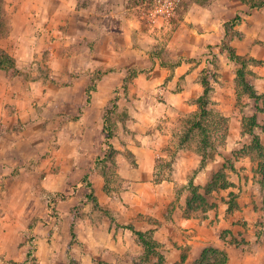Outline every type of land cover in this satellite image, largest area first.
Instances as JSON below:
<instances>
[{
	"label": "rangeland",
	"instance_id": "obj_1",
	"mask_svg": "<svg viewBox=\"0 0 264 264\" xmlns=\"http://www.w3.org/2000/svg\"><path fill=\"white\" fill-rule=\"evenodd\" d=\"M86 1L82 0V3ZM172 1L176 0L127 1V5L135 6L129 18L140 21L134 34L135 49L140 58L132 68L134 73H130L129 81L134 83V99L144 102L145 106L133 108L136 114L128 129L129 135H120L125 119L117 106L114 108L109 104L110 121L106 123L112 135H87L86 138L73 135L72 156L73 161L76 159L80 163L79 168L68 171V166H64V170L59 171V168L54 170L50 166V169L46 167L35 173L45 182L46 188L41 186L36 191L40 203L30 205L32 218L27 215L22 220L6 221V230L0 234V264H89V257L100 261L98 250H92L91 256L84 253L80 230L87 228L89 223L84 219H89L93 226L106 228L113 225L115 217L119 221L116 226L133 229L132 223L128 222L132 210H123V217L119 212L122 209L116 210L117 202L128 205V197L132 198L131 201L151 204L153 217H162L163 180H171L175 174L178 183L173 189L175 195H184V205L189 203L191 208H199L196 212L215 209L217 216H229L249 203H253L255 210L264 212L263 187L257 193L251 188L246 190L241 201L236 189L237 182L240 188L241 183L264 182V161L257 157L253 141L256 136L264 145V61L237 53V50L245 51L248 47L238 42L245 37L246 29L240 28L248 14L239 7L241 4L258 6L263 0H177L169 7ZM215 1L220 4L209 9V4ZM102 7L101 12L106 14L108 8ZM6 19L5 16L0 19L1 32ZM259 19H263L262 16ZM254 43L264 54V43L260 40ZM231 52L245 61L244 66L233 60ZM163 66L170 68V78L176 77L177 80L171 91L181 92L188 88L191 93L183 110L177 116L166 113V118H163ZM176 66H179L178 71ZM38 70L42 77H47V69ZM143 71L145 75H138ZM243 82L249 84L257 98L251 97ZM205 83L208 92L204 99L208 102L206 111L210 113L206 118L200 116L195 102L203 94ZM197 88L199 95L196 97ZM224 91H229V95H225L221 104L217 99ZM252 116H255L257 126L251 125ZM165 119L169 124L163 125ZM163 127L171 134L164 151ZM63 141V138L55 140L57 150ZM127 142L135 150L149 148L150 151L133 153ZM227 148L229 152L224 155L222 150ZM38 149L41 156L34 157V160L43 162L47 158L42 154L44 144ZM62 154L61 149L60 157ZM181 159L189 163L194 160L189 164L190 170L183 175L178 172ZM137 160L150 162V171L139 167ZM208 166L211 170L202 171L197 176L198 171ZM195 191L198 193L196 199ZM126 192L133 197L127 196ZM107 195L112 197L107 200ZM196 212L187 211L186 215ZM137 218L142 217L138 215ZM145 220L153 226L159 225L158 218ZM243 223L245 227L250 225L249 222ZM258 232L256 229L255 234ZM144 233L145 244L136 238L137 247L129 248V254L132 256V251L135 257L133 262L162 264L164 259L159 245L155 249L152 247L155 242L152 230ZM227 233L229 231H224L220 236L224 238ZM228 240L234 242L236 239ZM223 255V251L206 248L194 264H207L212 257L223 259ZM128 258V254L121 257L122 260Z\"/></svg>",
	"mask_w": 264,
	"mask_h": 264
},
{
	"label": "crops",
	"instance_id": "obj_2",
	"mask_svg": "<svg viewBox=\"0 0 264 264\" xmlns=\"http://www.w3.org/2000/svg\"><path fill=\"white\" fill-rule=\"evenodd\" d=\"M127 1L0 0V19L7 17L0 35V50L14 60L17 71L11 74L0 68V234L6 230L7 220L25 219L32 213L30 205L40 203L36 191L46 185L35 175L36 172L46 167L50 169V166L54 170L59 168V171L64 170V166H68V171L79 168L80 163L76 159L73 161L72 156L73 135H79L78 138L105 135L104 117L109 104L114 108L117 106L125 119L120 135H129L128 129L136 114L133 108L145 106L144 102L134 99V83L129 81L130 73H134L132 68L140 58L134 36L140 21L129 18L135 6L127 5ZM174 2L168 6L172 7ZM217 3L220 1L210 3L209 9L215 8ZM102 6L108 8L106 14L101 12ZM239 9L248 14L240 28L246 29L245 37L238 42L248 47L245 51L237 50V53L264 61V54L254 43L255 40L264 43V6L252 8L241 4ZM260 16L263 19H259ZM176 67L178 71L179 66ZM38 68L47 69V77H42ZM140 73L145 75L144 71L138 75ZM170 76V68L163 66V118L166 113L177 116L191 95L188 88L181 92L171 91L177 80ZM196 90L197 97L198 88ZM226 94L229 95V91L220 93L217 102L223 104ZM167 124L169 121L165 119L163 125ZM57 138L64 140L59 150L55 145ZM170 138L171 134L163 127V151ZM40 144L45 146L42 154L47 155L43 162L34 160V157L41 156ZM127 147L133 153L150 151L149 148L135 150L130 142ZM222 152L225 155L229 150L223 149ZM137 162L139 167L150 171V162ZM193 162L181 159L179 174H186ZM209 168H202L197 176L202 171L211 170ZM176 176L163 180L162 217H153L151 204L131 201L130 197L127 206L117 202L116 207V210L122 209L119 210L122 217L123 210H132L128 222L132 223L134 231L152 230L153 240L158 243L164 259L162 264H194L206 248L223 251L225 264H264V212L260 213L254 209L253 203H249L229 216H217L215 209L186 215L185 196L177 197L173 190L178 186ZM237 186L240 200L250 188L255 193L262 191L264 182L241 183V188L237 182ZM126 193L133 197L130 192ZM111 197L105 196L107 200ZM104 203L108 204V201ZM136 215L142 218L139 220ZM152 218H158L159 225L153 226L145 220ZM84 220L89 221L87 228L80 230L84 253L91 256L92 250L96 249L101 254L100 261L89 257V264H135L134 254L132 251V256L129 254L131 246L137 247L132 231L116 226L119 221L115 217L113 225L106 228L93 226L89 219ZM243 221L250 225L245 227ZM255 228L260 231L258 235ZM224 231L229 233L223 238L220 235ZM228 238L236 240L230 242ZM124 254L129 255L128 260L121 259Z\"/></svg>",
	"mask_w": 264,
	"mask_h": 264
},
{
	"label": "trees",
	"instance_id": "obj_3",
	"mask_svg": "<svg viewBox=\"0 0 264 264\" xmlns=\"http://www.w3.org/2000/svg\"><path fill=\"white\" fill-rule=\"evenodd\" d=\"M262 6H264V0L261 3H259L258 6L250 5V7H252V8L253 7H262ZM1 34H3V33L0 31V35ZM231 57H233L234 61H236L237 63H240V64H242V66H244L245 61L243 59H240L237 55H234L232 52H231ZM0 68L1 69H5V70H9L11 72V74H16V72H17L16 69H15L14 60L6 52H4L3 50H0ZM237 74H238V76H240V74H241L240 71H237ZM243 85L249 90V93H250L251 97L257 98V97H255V93L250 88L249 84L243 82ZM204 86H205V89L203 90V94L199 98H197L195 102L197 103V105H198V107L200 109V116L206 118V116H208V114H210V113H209V111H206V107H207L208 102L206 101V99H204L206 93L208 92L207 83H205ZM87 97L88 98L90 97L89 91H87ZM87 101H88V99H87ZM259 111L262 112V110H259ZM108 115H110V113L106 110L105 117H104V127H103V129H104L105 133H108V135H112L111 131L107 130L108 129V126H107L108 123H106V122L110 121L109 118H108ZM250 120H251V125L252 126H257L255 116H252ZM196 124H198V123H196ZM199 126L200 125H197V127H199ZM253 141H254V146L256 147V150H257V157L264 161V148H263V146L260 144V141L258 140V138L256 136H253ZM262 174L264 176V169H262ZM263 180H264V178H263ZM209 183L210 184L212 183L211 187L214 186V183H213L212 180H210ZM197 194H198L197 192L194 194V196H195L194 199H196V197L198 196ZM186 209H187V211H191L192 210V212H196V211L199 210V208H196V207H192L191 208L189 203L186 204ZM126 228L128 230L132 231L135 234L137 240L140 243L143 242V244H145L144 243L145 233L134 231L132 228H129V227H126ZM152 244H153L152 247H154V249L158 248V244H156L155 242L152 243ZM215 253H216V251H215ZM223 256H224L223 259H218L217 257H212V259H210L207 264H225L226 256L225 255H223Z\"/></svg>",
	"mask_w": 264,
	"mask_h": 264
}]
</instances>
